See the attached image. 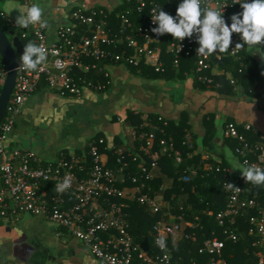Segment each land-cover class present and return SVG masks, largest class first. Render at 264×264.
<instances>
[{
	"label": "built area",
	"instance_id": "obj_1",
	"mask_svg": "<svg viewBox=\"0 0 264 264\" xmlns=\"http://www.w3.org/2000/svg\"><path fill=\"white\" fill-rule=\"evenodd\" d=\"M4 1L0 0V17L9 26L20 28L3 11ZM25 2L30 5L32 0ZM182 2L183 0H120L112 8L77 7L69 14V23L59 27L53 41L48 40L45 27L40 25L31 26L23 34V37H31L35 44L44 46L48 55L45 63L35 72L25 71L20 67L17 69L16 84L0 125V220L15 223L26 216L44 217L57 227L60 235L76 239L85 246L99 264H173L169 252L154 255L136 245L130 233L128 214L124 211L128 205L125 202L108 205L105 199L135 201L152 208L156 213L162 212L163 200L143 192L145 181L155 177L160 156L173 157L179 163L183 160L172 141L166 137L159 138V134L166 136L165 128L160 126V123L167 125L162 116L156 121L147 117L145 123L130 132L134 141L138 140L142 144V155L138 154L132 159V164L142 176H125L124 171L129 168V163L125 161L123 150L120 151L122 160H119L122 165L118 169L109 167L99 150L105 143L103 138H94L89 142L91 166L88 170L85 167L86 155L77 157L63 154L55 161L48 162L31 150L19 146L9 147L7 141L26 100L43 83L62 98H82L88 90L101 93L111 84L107 71L110 64L124 65L139 71L148 67L160 74L166 72L167 56L173 57L175 68H179L183 56L193 57L199 81L219 89L221 85H213V77L224 75L228 76L231 85L236 86L235 77L220 68V63L227 62L226 57L241 60L243 53L249 51L245 48L232 53L236 43H243L239 34H233V43L228 53H216L205 58L198 56L197 49L200 45L197 34L179 42L170 34L157 36L152 32L153 28L158 27L153 22L152 9L161 7L162 11L176 18L178 6ZM247 2L251 3L253 0ZM205 3L217 9L224 7L222 11L229 27L231 17L243 11L240 4H234L235 0H205ZM166 38H170V42L164 50ZM263 46L258 47L262 50ZM118 49L119 53L115 51ZM246 70L247 66L241 65L238 74L248 76L249 72ZM8 73L7 65L0 55V94ZM91 75L101 77L105 82H95ZM246 128L249 129L250 126L246 125ZM224 136L239 142L236 156L240 164L246 161L247 165L264 169V137H260L257 142H250L233 123L225 125ZM186 137L184 144L193 148L191 135ZM155 148H158V153H153ZM204 169L208 171L212 167L207 163ZM226 171L230 174L226 182L240 191L224 187L228 194L226 208L217 215V221L224 229L225 238L237 243L242 236L236 228L237 220L248 219L251 249L247 254L256 258V264H264V203L248 197L241 186L234 184L239 180L245 184L241 172L235 179L236 170ZM82 173L85 176H81ZM196 174V170L191 172L192 177ZM66 176L71 177V186L63 193H57L55 185L62 183ZM181 211L182 214L177 219L169 213L170 210L167 211L177 222L159 221L154 228L155 240L162 237L197 241L194 233H187V229H193L195 225L187 221L183 207ZM209 214L212 215L211 212ZM225 251L226 242L213 236L206 239L199 250L200 255H203L202 259H192L189 264H229Z\"/></svg>",
	"mask_w": 264,
	"mask_h": 264
},
{
	"label": "crops",
	"instance_id": "obj_2",
	"mask_svg": "<svg viewBox=\"0 0 264 264\" xmlns=\"http://www.w3.org/2000/svg\"><path fill=\"white\" fill-rule=\"evenodd\" d=\"M119 1L32 0L30 5H26L25 0H5L2 9L11 22H16L17 17L26 15L33 4H39L43 9L42 22L48 40L53 41L59 27L69 23V14L77 7L112 8ZM262 52L258 48L251 55L261 61ZM107 71L111 84L104 92L88 90L78 99L62 98L43 83L17 115L7 145L31 150L48 162L63 154L85 156L89 142L94 138H103L107 149L120 144L123 151H135L131 130L138 121L145 123L150 113H162L161 116L175 121L188 120L190 129L198 134L199 152L207 154L205 151L209 149L213 158L221 161L224 157L231 167L237 169L236 163L240 164V161L225 143L226 123L232 120L249 125L259 138L264 137V97L257 99L243 93L227 97L211 91H199L191 79L187 86L181 88L178 87L180 83L143 78L141 71L124 65L110 64ZM170 87L181 90L180 99L172 94ZM134 115L139 119H132ZM205 117L208 121L213 118L217 131L208 149L203 134ZM107 157L106 153L102 154V158L107 160ZM8 262L99 264L79 241L60 235L57 227L41 216H26L15 223L0 220V264Z\"/></svg>",
	"mask_w": 264,
	"mask_h": 264
},
{
	"label": "trees",
	"instance_id": "obj_3",
	"mask_svg": "<svg viewBox=\"0 0 264 264\" xmlns=\"http://www.w3.org/2000/svg\"><path fill=\"white\" fill-rule=\"evenodd\" d=\"M0 25L7 33L14 32L15 35L23 41L24 45L30 41L34 42L31 37H23V34L30 30L31 25L27 29L21 27L14 28L9 26L7 21L2 17H0ZM169 42L170 38L164 39V50ZM262 50L263 60L261 61L255 59L250 51H245L241 60L226 57L227 62L220 63V68L225 69L228 74H232L235 77L237 82L236 86L231 85L229 79H227L228 76L226 77L223 75L213 77V85L219 83L221 85L219 89L214 86L209 87L206 83L198 80L194 58L185 56L181 58L179 68L174 67L173 57L167 56L165 73H155L152 69L143 67L141 69V77L171 83H180L181 81H186L191 78L195 88L199 91H211L227 97L243 93L246 96L248 95L249 97L259 99L264 97V46ZM115 51L117 53L120 52L119 49ZM241 65L247 66L246 72H249L248 76L238 74V69ZM206 75L210 76L209 73H206ZM92 77L91 78L95 82H105L101 77ZM161 115L150 113L149 117L156 121ZM162 117L167 122L166 126L160 123V126L165 128L166 136L159 134V138L166 137L170 142L172 141L175 150L180 151L183 158L182 162L179 163L173 157L160 156L159 169H157L155 177L145 181L146 187L143 192L150 197H159L163 200L164 206L162 212L156 213L152 208L141 205L138 202H129L118 198H105L107 199L108 205H119L125 202L128 207L124 211L128 214L130 233L134 237L135 244L140 245L145 251L154 255H161L162 253L169 252L172 256L173 264H189L192 259L201 260L203 255H200L199 250L203 247L204 241L213 236H217L219 239L226 242L225 257L229 264H256V258L247 254V251L251 249L249 246V241L251 239L248 237V219L240 218L237 220L238 226H236V228H238L242 235L237 243L225 238L226 236L223 235L224 229L217 221V215L226 208L228 197L227 191L224 189V183L227 181L230 174L226 170H236L234 173L235 179L240 175V171L231 167V164L226 158L222 157L221 161H218L210 154L208 144L215 139L217 133L213 118H211L210 121H208V117L204 119V144L208 151H205L207 154H203V152H199L196 142L198 134L190 129L188 120L179 122L171 118ZM132 119L138 120L139 118L134 115ZM229 123L235 124L240 134L248 141L257 142L260 140L259 135L252 127L247 129L246 125L237 124L232 120L228 121L226 124ZM140 124L141 122L138 121L136 124L138 128ZM188 134H190L193 139V148L184 144ZM224 138L225 143L229 145L236 155L239 142L236 139L226 138L225 136ZM134 144L136 145L135 151H124L125 161L129 163V168L124 171L127 178L142 176L136 166L132 164L133 157L137 154L142 155L140 149L142 144L138 140H136ZM122 148L120 144H116V146L111 149H107L106 143H104L100 146L99 150L102 154L106 153L108 155L107 160L103 158L104 162L107 163L109 167L118 169L122 165L119 163V160H122L120 154ZM157 151L158 148H155L153 153H158ZM85 155L87 156L85 167H87L88 170L91 166V158L89 157L88 149ZM204 155L209 158L204 159ZM207 163L211 165L212 170L206 171L204 169V165ZM193 170L197 172L194 177L191 176ZM80 175L85 176V173ZM234 184L236 186H241L248 197L256 198L261 203H264V185L254 186L251 183H247L246 180L245 184H242L240 180ZM181 207H183L187 221L195 225V228L187 229V233H194L197 237V241L194 242L187 238H181L180 240L176 238H167L165 239L166 247L164 249L159 248L155 243V226L159 221L177 222V217L182 214ZM168 210H170L169 213L174 215L176 219L171 218V215L167 213ZM209 212H211L212 215H210Z\"/></svg>",
	"mask_w": 264,
	"mask_h": 264
},
{
	"label": "clouds",
	"instance_id": "obj_4",
	"mask_svg": "<svg viewBox=\"0 0 264 264\" xmlns=\"http://www.w3.org/2000/svg\"><path fill=\"white\" fill-rule=\"evenodd\" d=\"M234 4H240L243 8L242 13L231 17L232 23L229 27L225 22L222 9H217L205 3V0H183L178 6L177 17L161 10V7L152 9L153 22L158 25L152 29L157 36L170 34L176 41L182 42L185 38H191L194 34L198 35L197 49L198 56L209 57L213 54L228 53L233 43V34H239L243 43H236L233 54L236 51L245 49L256 52L258 46L264 45V0H235ZM43 9L39 4H33L26 15L18 16L16 25L27 29L30 25H40L42 23ZM261 49V48H260ZM47 50L42 45L29 42L25 45L24 54L20 57V68L25 71L35 72L42 66L47 59ZM236 167L242 173L247 183L254 186L264 185V169L256 165L236 163ZM71 186V177L66 176L62 183L55 185L57 193H63ZM224 187L228 190L239 192L240 189L225 182ZM156 245L164 249L166 241L158 237Z\"/></svg>",
	"mask_w": 264,
	"mask_h": 264
},
{
	"label": "water",
	"instance_id": "obj_5",
	"mask_svg": "<svg viewBox=\"0 0 264 264\" xmlns=\"http://www.w3.org/2000/svg\"><path fill=\"white\" fill-rule=\"evenodd\" d=\"M24 50L23 41L14 32L7 33L0 25V55L9 70L0 94V125L16 84L17 69L21 65L20 57Z\"/></svg>",
	"mask_w": 264,
	"mask_h": 264
},
{
	"label": "rangeland",
	"instance_id": "obj_6",
	"mask_svg": "<svg viewBox=\"0 0 264 264\" xmlns=\"http://www.w3.org/2000/svg\"><path fill=\"white\" fill-rule=\"evenodd\" d=\"M190 79H191V78H190ZM190 79H188V80H186V81H181V82H180V86H178V87L183 88V87L187 86L188 83L191 82ZM177 84H179V83H177ZM170 89H171V91H172V94H173L175 97H178L179 99L181 98V96H182L181 90L176 89V88H171V87H170ZM178 98H176V99H178ZM7 264H11V263L8 262Z\"/></svg>",
	"mask_w": 264,
	"mask_h": 264
}]
</instances>
